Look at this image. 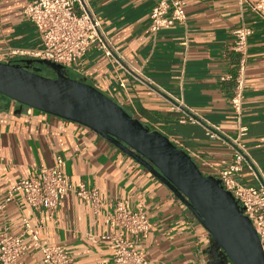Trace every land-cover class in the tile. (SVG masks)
Masks as SVG:
<instances>
[{"label": "crops", "instance_id": "crops-1", "mask_svg": "<svg viewBox=\"0 0 264 264\" xmlns=\"http://www.w3.org/2000/svg\"><path fill=\"white\" fill-rule=\"evenodd\" d=\"M32 1L0 0V49L41 47L36 28L23 13ZM158 1L86 0L111 43L137 72L113 64L90 47L69 69L72 79L94 86L185 150L203 174L215 176L230 164L232 151L220 141L208 140L202 125L181 123L178 102L235 135L230 108L234 81L220 78L237 71L240 56L231 49L233 30L244 25L252 34L245 57L242 121L247 134L242 142L264 173V18L248 0H181L185 23L163 29L153 38L149 16ZM24 59L14 57L12 62ZM58 154L64 159L61 170L68 184L95 188L105 208L93 215L89 202L68 192L50 217L15 194L0 209V236L24 234L23 264H42L24 220L40 241L62 246L71 264H112V243L101 236L110 232L104 215L118 202L128 210L146 212L150 229L136 249L151 264H229L188 209L141 164L85 126L34 109L28 113L25 106L0 96V204L15 182L28 178L36 168L52 166ZM239 182L259 186L248 168Z\"/></svg>", "mask_w": 264, "mask_h": 264}, {"label": "built area", "instance_id": "built-area-1", "mask_svg": "<svg viewBox=\"0 0 264 264\" xmlns=\"http://www.w3.org/2000/svg\"><path fill=\"white\" fill-rule=\"evenodd\" d=\"M252 10L264 18V0H248ZM78 6L79 11L76 10ZM23 13L27 20L36 28L41 47L38 49L4 48L0 49V61H12L14 57L38 59L60 65L64 70L70 69L90 47L97 50L116 65L137 72L130 68L116 47L111 43L95 13L86 0H34L25 4ZM149 31L155 38L159 31L169 29L176 24H184L186 14L181 0H159L150 12ZM252 30L244 25L233 30L234 42L231 49L240 56L235 75H226L221 81L232 79L234 88L230 98V108L236 122L235 135L224 132L211 124L191 109L178 102L183 113L181 123L200 124L204 134L210 141H220L232 151L230 164L218 170L213 176L219 180L222 188L228 191L237 202L243 214L250 220L260 242L264 257V173L253 159L242 139L247 134V127L242 121V102L244 98V76L246 64L247 40ZM183 44H186L185 42ZM153 88L152 82L146 80ZM32 108L26 107L30 113ZM63 157L56 155L50 167H39L33 170L28 178L18 180L8 190L0 209L20 193L26 205L36 211L45 210L50 217L54 216L65 195L73 192L91 205L93 215H98L105 205L95 188H87L80 183L77 187L68 184L61 170ZM208 165L207 162L203 163ZM248 168L259 180V186L244 185L239 182V175ZM212 176V175H211ZM25 232L30 234L32 245L42 254V264H71L72 258L60 245H49L39 240L26 220ZM104 223L110 232L101 236L112 243V264H151L136 249L137 243L150 229L145 211L128 210L118 202L112 212H106ZM24 234L0 236V264H23L21 258L25 254Z\"/></svg>", "mask_w": 264, "mask_h": 264}, {"label": "water", "instance_id": "water-1", "mask_svg": "<svg viewBox=\"0 0 264 264\" xmlns=\"http://www.w3.org/2000/svg\"><path fill=\"white\" fill-rule=\"evenodd\" d=\"M42 66L54 77L39 74ZM0 96L87 127L162 182L232 264H264L258 236L230 192L204 175L190 155L150 130L84 80L45 60L0 61Z\"/></svg>", "mask_w": 264, "mask_h": 264}, {"label": "rangeland", "instance_id": "rangeland-1", "mask_svg": "<svg viewBox=\"0 0 264 264\" xmlns=\"http://www.w3.org/2000/svg\"><path fill=\"white\" fill-rule=\"evenodd\" d=\"M65 71L68 72V74H69V69H65ZM39 74L42 76H45V77H54V73L45 66H42V69L39 72ZM69 77H71V78L73 77V74L71 72L69 74ZM229 264H232V263L229 262Z\"/></svg>", "mask_w": 264, "mask_h": 264}, {"label": "trees", "instance_id": "trees-1", "mask_svg": "<svg viewBox=\"0 0 264 264\" xmlns=\"http://www.w3.org/2000/svg\"><path fill=\"white\" fill-rule=\"evenodd\" d=\"M205 175V174H204Z\"/></svg>", "mask_w": 264, "mask_h": 264}]
</instances>
